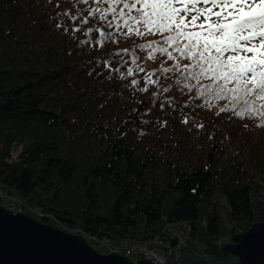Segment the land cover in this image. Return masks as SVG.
<instances>
[{
  "label": "trees",
  "instance_id": "trees-1",
  "mask_svg": "<svg viewBox=\"0 0 264 264\" xmlns=\"http://www.w3.org/2000/svg\"><path fill=\"white\" fill-rule=\"evenodd\" d=\"M46 3L0 0V193L17 197L23 214L86 240L148 244L176 226L207 254L264 222L261 118L202 108L192 113L205 125L197 129L153 109L143 118L167 125H146L138 138L133 109L152 99L137 92V104L123 81L81 67L116 45L78 48L49 22L59 9ZM83 30L76 36L87 39Z\"/></svg>",
  "mask_w": 264,
  "mask_h": 264
},
{
  "label": "snow or ice",
  "instance_id": "snow-or-ice-1",
  "mask_svg": "<svg viewBox=\"0 0 264 264\" xmlns=\"http://www.w3.org/2000/svg\"><path fill=\"white\" fill-rule=\"evenodd\" d=\"M70 2L72 8L67 9L60 0H47L45 7L59 9L48 14L57 30L77 41L78 48L116 45L106 59L94 58L81 66L87 75L123 81L137 104L144 103L136 100L137 92L153 101L142 111L133 109L140 127L130 131L138 138L147 134L146 125H167L166 120L143 118L153 109L169 116L176 113L173 118L179 123L191 121L197 129L205 125L192 113L202 108L215 110V115L229 112L230 119L260 117L262 122L255 126L264 127V0ZM82 28L87 39L76 36ZM121 40L132 43L119 47ZM129 122L121 121L125 127ZM116 131L120 138L126 135L120 128ZM219 147L222 150V143Z\"/></svg>",
  "mask_w": 264,
  "mask_h": 264
},
{
  "label": "water",
  "instance_id": "water-1",
  "mask_svg": "<svg viewBox=\"0 0 264 264\" xmlns=\"http://www.w3.org/2000/svg\"><path fill=\"white\" fill-rule=\"evenodd\" d=\"M0 224V264H152L148 259L134 263L115 252L102 254L79 234L1 205ZM220 251L237 257L240 264H264V222L230 236Z\"/></svg>",
  "mask_w": 264,
  "mask_h": 264
},
{
  "label": "rangeland",
  "instance_id": "rangeland-1",
  "mask_svg": "<svg viewBox=\"0 0 264 264\" xmlns=\"http://www.w3.org/2000/svg\"><path fill=\"white\" fill-rule=\"evenodd\" d=\"M0 194L3 197H5V199H6L5 203L2 204L4 206V208L11 210L14 213L17 211L18 212L23 211V209H21L23 207L22 202L17 197H9L7 195H4L3 193H0ZM12 202L14 204H12ZM19 207H20V210H17L16 208H19ZM25 209H27V208H25ZM33 211L37 212L36 210H33ZM175 229H176L175 234H178L176 232H180V231L177 230L178 229L177 227ZM168 237H170V235L167 234V235H164L162 238L161 237L155 238L154 241L166 240V239L168 240ZM179 237L185 243V247L182 251V256H183L184 260L187 261L188 263L240 264L238 261V258L232 256L231 254L217 255V254L205 253L203 245L194 243L188 235L184 234V232L179 234ZM87 241L97 252H100L102 254L115 252V253L127 256L132 261H138V260H140V258H138L136 256V254H134V253L126 254L125 253L126 249L132 250V248H133L132 246H134V245H145V246L152 245V243H148V244L130 243L129 244L128 241H118V240L98 239V238L94 239L91 237L90 238L88 237Z\"/></svg>",
  "mask_w": 264,
  "mask_h": 264
},
{
  "label": "built area",
  "instance_id": "built-area-1",
  "mask_svg": "<svg viewBox=\"0 0 264 264\" xmlns=\"http://www.w3.org/2000/svg\"><path fill=\"white\" fill-rule=\"evenodd\" d=\"M175 228L176 226H168L167 234L170 235L168 240L154 241L150 246L134 245L132 250L126 249L125 253H134L140 259H148L151 263L155 261V264H197L188 263L184 260L182 251L185 243L179 237V234L183 232L177 227L180 232L175 234ZM133 262L135 263V261Z\"/></svg>",
  "mask_w": 264,
  "mask_h": 264
},
{
  "label": "bare ground",
  "instance_id": "bare-ground-1",
  "mask_svg": "<svg viewBox=\"0 0 264 264\" xmlns=\"http://www.w3.org/2000/svg\"><path fill=\"white\" fill-rule=\"evenodd\" d=\"M124 256V255H123ZM127 257V256H126ZM132 261V260H131ZM133 262V261H132Z\"/></svg>",
  "mask_w": 264,
  "mask_h": 264
}]
</instances>
